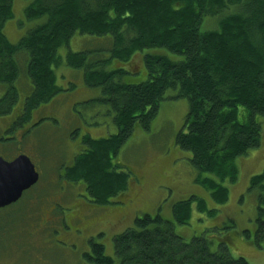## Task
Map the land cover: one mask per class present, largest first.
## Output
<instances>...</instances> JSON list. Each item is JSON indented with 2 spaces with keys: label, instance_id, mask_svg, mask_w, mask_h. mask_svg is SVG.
Masks as SVG:
<instances>
[{
  "label": "trees",
  "instance_id": "16d2710c",
  "mask_svg": "<svg viewBox=\"0 0 264 264\" xmlns=\"http://www.w3.org/2000/svg\"><path fill=\"white\" fill-rule=\"evenodd\" d=\"M12 1L0 0V84L6 86L0 117L17 103L15 84L30 86L12 127L60 92L53 69L60 61V46H69L75 34L100 43L69 50L65 64L82 70L86 86L100 89L103 96L97 101L108 106L116 133L98 139L84 135L81 149L63 170L64 179L81 182L95 205L129 196L130 173L114 163L115 158L136 125L149 129L161 102L185 98L188 111L174 145L188 153L195 182L210 191L211 199L217 204L228 200L224 182L236 179L233 160L261 144L257 117H264V0H32L24 15L33 24L27 23L29 28L15 44L3 32L12 17ZM207 17L216 22L202 29ZM152 48L166 49L180 59L146 52V80L122 81L128 72L116 65L130 63L136 52ZM240 109L247 112L242 121ZM247 192L258 203L255 235L263 240L264 170L251 176ZM193 202L198 212L214 215L216 209L207 210L201 198L191 196L174 205L175 223L189 221ZM48 216L55 224L58 216ZM113 242L119 264H248L243 256L233 258L224 242L217 251L209 249L203 236L186 242L174 232L173 222L158 214L137 216ZM84 258L92 264H114L103 244L93 241Z\"/></svg>",
  "mask_w": 264,
  "mask_h": 264
},
{
  "label": "rangeland",
  "instance_id": "374dc122",
  "mask_svg": "<svg viewBox=\"0 0 264 264\" xmlns=\"http://www.w3.org/2000/svg\"><path fill=\"white\" fill-rule=\"evenodd\" d=\"M31 1H12V17L3 25V32L11 43H17L29 28L28 24H33L24 15V8ZM213 22L215 18H205L202 29L212 28ZM94 46L100 47V43L92 37L73 35L69 46L58 48L60 61L53 66L60 92L34 110L27 121L12 127L30 89L27 84L16 83L17 103L10 114L0 117V157L11 161L20 154L26 155L39 173L38 182L25 196L0 207V264H92L84 258L92 241L103 244L105 255L119 264L113 238L143 214H158L173 222L174 232L186 242L203 236L211 251H217L219 243L224 242L233 258L243 256L248 264H264V239L257 240L255 235L257 203L247 192L251 176L264 170L263 116L257 117L262 128L261 144L233 160L237 175L234 182L229 179L224 182L228 200L223 204L214 202L210 191L195 182L196 171L189 163L188 153L174 145L188 111L185 98L161 102L149 129L136 125L115 158L114 163L124 165L123 169L130 173L129 196L113 198L110 204L95 205L81 182L72 184L64 179L63 170L81 149L84 135L98 139L116 133L108 106L97 101L103 96L100 89L86 86L82 70L65 64L69 50L76 52ZM146 52L175 61L180 59L163 48L138 51L131 58L132 64L116 65L128 72L120 77L122 81L146 80L143 62ZM5 90V84H0V98ZM246 115L240 109L238 121ZM191 196L201 198L207 210L216 209L214 215L198 212L193 202L189 221L175 223L174 205ZM45 207L49 212L46 213ZM49 213L58 216L55 224Z\"/></svg>",
  "mask_w": 264,
  "mask_h": 264
},
{
  "label": "water",
  "instance_id": "95a60500",
  "mask_svg": "<svg viewBox=\"0 0 264 264\" xmlns=\"http://www.w3.org/2000/svg\"><path fill=\"white\" fill-rule=\"evenodd\" d=\"M38 179L39 174L28 156L20 154L11 161L0 157V207L17 201Z\"/></svg>",
  "mask_w": 264,
  "mask_h": 264
},
{
  "label": "bare ground",
  "instance_id": "6f19581e",
  "mask_svg": "<svg viewBox=\"0 0 264 264\" xmlns=\"http://www.w3.org/2000/svg\"><path fill=\"white\" fill-rule=\"evenodd\" d=\"M241 157V156H240ZM258 204V203H257ZM264 208V207H263ZM245 258V257H244Z\"/></svg>",
  "mask_w": 264,
  "mask_h": 264
}]
</instances>
